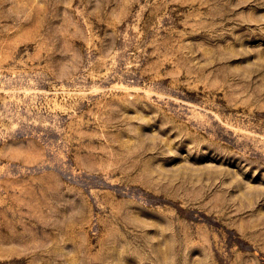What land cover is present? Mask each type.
Instances as JSON below:
<instances>
[{
    "label": "rangeland",
    "instance_id": "rangeland-1",
    "mask_svg": "<svg viewBox=\"0 0 264 264\" xmlns=\"http://www.w3.org/2000/svg\"><path fill=\"white\" fill-rule=\"evenodd\" d=\"M0 264H264V0H0Z\"/></svg>",
    "mask_w": 264,
    "mask_h": 264
}]
</instances>
